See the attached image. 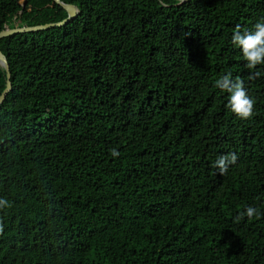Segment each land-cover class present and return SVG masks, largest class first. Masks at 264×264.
I'll return each instance as SVG.
<instances>
[{
  "label": "trees",
  "instance_id": "1",
  "mask_svg": "<svg viewBox=\"0 0 264 264\" xmlns=\"http://www.w3.org/2000/svg\"><path fill=\"white\" fill-rule=\"evenodd\" d=\"M22 1L0 0V32L67 16ZM61 1L65 26L0 38V264H264V65L231 39L264 0Z\"/></svg>",
  "mask_w": 264,
  "mask_h": 264
},
{
  "label": "clouds",
  "instance_id": "2",
  "mask_svg": "<svg viewBox=\"0 0 264 264\" xmlns=\"http://www.w3.org/2000/svg\"><path fill=\"white\" fill-rule=\"evenodd\" d=\"M255 31L241 32L239 26L232 34V43L238 46L246 60V67L255 69L258 65H264V17L254 25ZM258 72H250L249 78L253 79L259 76ZM215 87L223 92L229 93V100L227 107L237 117L241 119H251L254 115L255 100L251 98L244 86L242 80L231 79V73H227L215 81ZM113 157H118L119 152L116 149L111 150ZM237 155L232 153L230 155L221 156L216 162L215 166L219 169L221 175H224L230 165L237 162ZM12 204L6 198L0 197V210L11 208ZM246 215L249 219L260 218L261 212L253 206L246 207ZM3 223L0 222V232H3Z\"/></svg>",
  "mask_w": 264,
  "mask_h": 264
},
{
  "label": "water",
  "instance_id": "3",
  "mask_svg": "<svg viewBox=\"0 0 264 264\" xmlns=\"http://www.w3.org/2000/svg\"><path fill=\"white\" fill-rule=\"evenodd\" d=\"M27 0H24L25 3ZM55 3H57L58 5H60L66 12H67V16L62 19L61 21L58 22H51V23H47V24H42V26H35V27H26V28H14V29H5L3 31L0 32V38L2 37H10L13 35H18V34H26V33H35V32H40V31H45L51 28H55V27H63L65 26L66 23H68L70 20H72L73 18H75L76 16H78L79 14V9L76 8L74 5L72 4H67L62 2L61 0H53ZM185 1V0H180ZM0 65L2 67H4L5 70V86L2 89V91L0 92V102L4 99L6 93L8 92V90L10 89V72H9V66L7 63V60L5 58V56L1 53L0 51Z\"/></svg>",
  "mask_w": 264,
  "mask_h": 264
},
{
  "label": "rangeland",
  "instance_id": "4",
  "mask_svg": "<svg viewBox=\"0 0 264 264\" xmlns=\"http://www.w3.org/2000/svg\"><path fill=\"white\" fill-rule=\"evenodd\" d=\"M22 2H24V0Z\"/></svg>",
  "mask_w": 264,
  "mask_h": 264
}]
</instances>
